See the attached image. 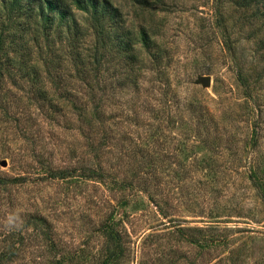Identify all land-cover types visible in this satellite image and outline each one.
<instances>
[{
    "label": "rangeland",
    "instance_id": "rangeland-1",
    "mask_svg": "<svg viewBox=\"0 0 264 264\" xmlns=\"http://www.w3.org/2000/svg\"><path fill=\"white\" fill-rule=\"evenodd\" d=\"M112 2L137 40L134 62L104 36L93 63L86 23L35 42L32 19L2 15L0 250L20 230L27 251L0 264L46 261L33 212L87 257L114 245L101 229L112 214L118 264H264V3ZM89 165L100 174L82 173ZM11 213L19 227H5Z\"/></svg>",
    "mask_w": 264,
    "mask_h": 264
},
{
    "label": "trees",
    "instance_id": "trees-1",
    "mask_svg": "<svg viewBox=\"0 0 264 264\" xmlns=\"http://www.w3.org/2000/svg\"><path fill=\"white\" fill-rule=\"evenodd\" d=\"M238 1L241 5H250L251 3L258 2L264 3V0ZM34 4L39 6L37 10L33 7ZM81 12H86V16L83 21L79 22L77 15L81 14ZM3 14L5 19L6 17H11V15H24L26 18L32 19L35 22V42L41 37L48 38L52 30L60 26L65 29L64 31L72 35L84 33L83 28L86 23L94 35L92 50L89 54V58H93V63L98 60L100 46L104 40V36L110 38V40L112 39L111 44L119 54H125L126 58L134 62L131 56L136 54L135 43L137 40L128 34L127 29L120 26L123 23V17L120 9L112 0H0V23L8 25L5 23V19H2ZM141 32L142 43L146 46H152L146 33ZM0 44H3L1 36ZM19 63L21 64L22 60ZM86 63H88V60ZM77 64H79L78 61ZM81 64L84 67L85 63ZM83 67L77 68V72L85 73ZM96 69L97 67H95ZM92 89L94 88L92 87ZM92 93L96 95L95 91ZM93 109V117L97 119L96 105H94ZM90 126L91 124H89ZM90 146L92 149H98L99 143L92 142L91 138ZM72 171L73 168L68 167L46 168V173L50 177H65L72 174ZM81 171L87 175L100 174V170L96 169V166L91 165L82 166ZM90 172L92 173L90 174ZM124 182L121 181L120 184L123 185ZM154 202L160 205V203H164V199L158 198ZM159 207L158 210L162 212L160 210L162 207ZM112 218V214L107 216L101 225V229L109 240L112 239L114 241V245L105 244L103 251L99 252L96 256L95 253H92L87 257L89 254L86 256L82 253L83 250L74 249L70 251L63 244L60 245L55 240H52L49 233L48 221L35 212L30 213L26 217V223L34 227L33 232H31L32 236L34 237L35 234L38 236L42 235L46 239L44 249L38 250L40 254H35V259L42 256L45 257L46 261L35 264H118L120 258L124 255V249L121 243L122 237L119 232L120 230L113 227L111 222ZM16 235L17 240H9L10 244L0 250V263H3V259L17 258V256L26 253L27 250L25 248L26 245L24 247L25 240L22 231L18 230Z\"/></svg>",
    "mask_w": 264,
    "mask_h": 264
},
{
    "label": "clouds",
    "instance_id": "clouds-1",
    "mask_svg": "<svg viewBox=\"0 0 264 264\" xmlns=\"http://www.w3.org/2000/svg\"><path fill=\"white\" fill-rule=\"evenodd\" d=\"M22 223L18 213H11L5 221V227L16 228Z\"/></svg>",
    "mask_w": 264,
    "mask_h": 264
},
{
    "label": "water",
    "instance_id": "water-1",
    "mask_svg": "<svg viewBox=\"0 0 264 264\" xmlns=\"http://www.w3.org/2000/svg\"><path fill=\"white\" fill-rule=\"evenodd\" d=\"M198 82H201L202 85L207 86L210 84L211 78L209 74H202L198 76ZM2 164H6L5 160H2Z\"/></svg>",
    "mask_w": 264,
    "mask_h": 264
}]
</instances>
